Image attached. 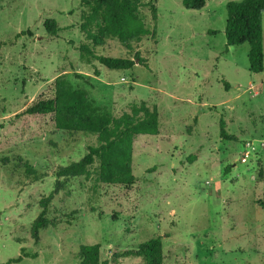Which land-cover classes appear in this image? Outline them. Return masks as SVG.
Segmentation results:
<instances>
[{
	"label": "rangeland",
	"instance_id": "rangeland-1",
	"mask_svg": "<svg viewBox=\"0 0 264 264\" xmlns=\"http://www.w3.org/2000/svg\"><path fill=\"white\" fill-rule=\"evenodd\" d=\"M229 1L241 0H206L200 11L143 0L157 9L156 21L139 10L154 34L129 50L113 39L94 49L138 55L116 71L79 60L81 0H0V264H78L79 247L93 244L107 264H141L123 253L157 237L164 264H264V14L263 71L253 74L247 43L225 51ZM49 19L62 28L54 37ZM62 75L114 117L155 108L159 134L134 138L130 186L100 182L97 160L65 180L47 206L55 225L35 235L58 168L97 145L51 116L22 114ZM221 121L233 140L221 138Z\"/></svg>",
	"mask_w": 264,
	"mask_h": 264
},
{
	"label": "trees",
	"instance_id": "trees-1",
	"mask_svg": "<svg viewBox=\"0 0 264 264\" xmlns=\"http://www.w3.org/2000/svg\"><path fill=\"white\" fill-rule=\"evenodd\" d=\"M181 4L186 10L200 11L205 7L206 0H181ZM80 6L84 10L79 31L85 39L78 48L81 63L90 65L96 61L106 69L116 71L133 68L136 61H140L137 54L135 59L113 58L97 55L94 49L106 40L113 39L129 50L132 43H138L146 36L153 35V31L150 34L147 30L139 10L148 6L152 20L156 21L155 5L144 4L143 0H81ZM225 10V51L229 47L247 43L249 70L253 74L261 73L264 0L229 1ZM44 30L47 35L54 37L62 28L55 20L49 19L44 22ZM26 34L30 35V32ZM50 91L49 96L40 94L22 114L51 116L57 130L95 135L97 145L89 146L87 153L79 161L58 168L54 192L41 201L42 211L33 223L35 235L39 229L55 225L46 216L47 206L53 195L63 188L65 180L86 177L89 167L97 160L100 182L130 186L135 181L130 167L134 138L138 135L159 134V118L155 108L150 110L145 105L132 106L129 113L114 117L105 109L95 106L88 98L86 90L74 88L64 75L53 81ZM220 135L223 139H234L226 134L223 121L220 122ZM24 166L28 173L37 174L27 164ZM123 255L141 258V264H164L159 237L141 243L136 249L125 251ZM77 259L78 264H107L101 260L99 244L81 245ZM18 260L13 259L5 264Z\"/></svg>",
	"mask_w": 264,
	"mask_h": 264
}]
</instances>
